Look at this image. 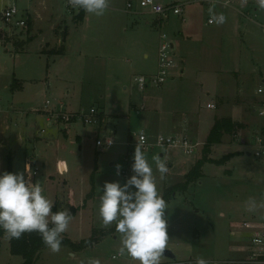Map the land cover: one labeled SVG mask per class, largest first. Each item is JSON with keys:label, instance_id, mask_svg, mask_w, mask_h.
Masks as SVG:
<instances>
[{"label": "rangeland", "instance_id": "374dc122", "mask_svg": "<svg viewBox=\"0 0 264 264\" xmlns=\"http://www.w3.org/2000/svg\"><path fill=\"white\" fill-rule=\"evenodd\" d=\"M11 1L21 12L30 11L34 25L28 33L18 30L15 37H9L1 32L0 24V37L7 40L0 41V107L6 121L4 138L10 146L4 152H10L13 173L25 172L26 166L32 182H41L43 194L55 206L53 212L65 208L71 214L75 212L67 229L69 238L74 241L85 238L86 232L79 229L81 224L98 227L91 236L93 245L85 249L91 255L90 261L74 260L67 254L73 251L61 247L56 253L49 248L43 251L38 264H91L92 261L138 264L127 254L113 259L119 254L120 234L114 224L109 228L101 226L99 198L105 182L123 185L133 175L131 165L140 135H146L153 144L159 135L173 134L171 128H165V118L172 106L171 101L165 100L167 84L144 92L132 79L156 73L160 35L168 34L174 43V34H179L177 27L188 29L193 35L183 49L176 45L172 51L176 60L182 51L188 53L185 77L198 76L209 89L222 87L230 95L227 98L216 95L215 111L205 110L212 119L204 126L203 141L213 117L218 114L216 110L225 104L221 105L220 100L244 104L245 128L237 131L236 136L225 135L224 141L232 145L219 147L216 160L204 165L206 176L167 202L166 250H171L177 261H197L199 257L208 263L251 264L247 250H241L240 255L232 251L234 244L246 240L240 233L232 235L231 226L241 228L244 221L264 225V206H261L264 205V159L245 154L227 163L233 157L227 154L240 149L239 142L250 143L264 126V118L254 112L264 105V94L257 92L260 85L264 86V7L259 0H157L165 5L177 3L185 11L180 16L171 14L164 18L162 28L157 25L160 17L142 9L140 0H109L102 16L86 13L82 21L76 18L79 9L70 7L68 0ZM130 2L134 5L132 9L127 7ZM248 2H258L257 10L247 7ZM240 11H248L250 16H241ZM65 30L68 44L63 49L69 55L62 57L51 51L61 47ZM21 42L25 44L21 46ZM104 46L112 55L123 53V63L103 57ZM145 54L150 57L145 58ZM176 65L178 70L184 66L178 61ZM14 78L22 88L10 90ZM184 89H189L186 82ZM180 96L189 98L188 92ZM187 105L192 107L190 102ZM94 108L99 115L105 113L104 122L100 118L88 126L80 120L66 123L57 118L59 113H86ZM193 115L184 116L177 111L174 117L186 119L188 132L180 128L174 131L186 133L191 140L201 143L193 158L197 163L204 155L206 142L195 136L197 119ZM105 135L115 141L109 150L96 145ZM247 148L253 151L251 145ZM141 149L153 168L161 196L168 188L185 183L182 171L175 174L168 171V177L161 179L153 158L158 156L166 161L168 169L173 161L170 153L186 167L193 160H185L179 151ZM4 161L0 174L7 171L8 163ZM123 170H127V175ZM250 199L256 202L251 211L247 203ZM101 230L108 232L104 234ZM2 244L0 264L23 263L21 257L10 254L8 237H4ZM165 261L163 257L161 263Z\"/></svg>", "mask_w": 264, "mask_h": 264}, {"label": "clouds", "instance_id": "9594fccd", "mask_svg": "<svg viewBox=\"0 0 264 264\" xmlns=\"http://www.w3.org/2000/svg\"><path fill=\"white\" fill-rule=\"evenodd\" d=\"M259 2L264 7V0ZM68 4L102 16L109 0H68ZM153 159L160 178L164 179L169 171L166 161L158 156ZM120 167L116 165L118 175ZM131 169L133 175L123 185L119 182L103 185L99 198L101 226L115 225L120 234V255L127 254L138 264H161L169 242L165 217L168 204L158 192L153 168L138 143ZM43 192L41 182H32L26 166L25 172L0 174V229L6 237L15 239L24 233L36 232L45 246L56 253L60 251L62 234L67 231L73 215L67 208L53 212L54 204ZM247 203L250 211L255 209L254 200ZM196 264H208V261L198 257Z\"/></svg>", "mask_w": 264, "mask_h": 264}, {"label": "crops", "instance_id": "0c3cea01", "mask_svg": "<svg viewBox=\"0 0 264 264\" xmlns=\"http://www.w3.org/2000/svg\"><path fill=\"white\" fill-rule=\"evenodd\" d=\"M258 4H259L258 2H251V3H249V5L247 7H251V9L253 11H256L257 10L256 7H257ZM30 5H31V7L33 6L32 2H31ZM225 6H229V4L226 3ZM78 12H80V9L78 10ZM28 14H29V17H30V25H29L28 32H30L32 26L34 25L33 24L34 19H33V15L30 13V11H28ZM240 14H241V16H244V17L250 16V15H248L249 14L248 11H247V13H245L244 11H240ZM162 20L163 19L160 18V20L157 21V23L159 22L157 25L160 28H162V26H163V21ZM148 24L149 25H153L152 22H149ZM209 24H212V23H209ZM177 29L179 30V34H176V35L174 34V39H175V41H173L174 43H172V39L170 37L171 43L173 44V49L175 48L176 45L179 48L183 49L184 43H189L192 40L191 38H192L193 35H192V32H190L188 29H183V28H180V27H177ZM63 33H64V35H63L64 38L62 40L61 47H63L64 44H68L67 40H66V39H68V32L65 30ZM177 35H179V36H177ZM0 41H4V39L0 37ZM4 42H7V40H5ZM186 54L188 55V53H183V51H182L181 56L178 57V60H176L179 63H181L182 66L184 65L185 67L183 66V67H181L178 70V69H176L177 68V65H176L175 69L171 73L170 81L165 86V98H166L165 100H168V103H170V101L172 102V106H169L170 107V111L168 112V117L165 118V128H171L172 129L173 134L171 136L186 134V133L175 132L174 130L177 129V128H180L183 131H187V125H186L187 123L185 122L186 119L181 117V118H178L176 120V118L174 117L175 113L177 111L183 112L184 116H185V113H189V114L194 113L193 116H194V118L197 119L196 120V126H197L196 129L197 130L195 132V136L199 140H201L202 142H206L207 141V138H208V136H209V134H210V132H211V130H212V128H213V126H214V124H215L217 119L232 118L234 122H237L240 125H242V128L238 129L237 131H240L243 128H245V126L243 125V123L245 124V122L242 120V112H244V110H243L244 109V104H241L239 102H233L231 104H228V103H230V100L229 101L220 100V104L221 105H223L224 103L225 104L222 106V108H220L219 110H216V111H218V114L213 117V120L211 121V124H210L209 131L207 132V135H206V140L203 141L204 126L206 124H208V122L212 119L211 118L212 116H210L209 112H207V111L211 112V111H215V109H216V108L215 109H208V108H206V105H208L209 102H211V104L215 105L216 104L215 103V101H216L215 100V96L216 95L220 96V97L224 96L226 98L230 97V95H227L228 93H227L226 89L222 88V87L220 89L216 88V90H215V88L212 89V90L209 89L203 83V81L200 80V77H198V76L197 77L194 76L193 78L185 77L184 69L187 66L186 62H185V59H187ZM68 55H69L68 53L64 52L60 56L67 57ZM102 55L105 58H112L115 62H122V59L124 58L123 57L124 54L121 53V52L118 53L117 55H115V54L112 55L110 53V51L107 50L106 46H104V49L102 51ZM149 57H150L149 54H145V58H149ZM236 73H238V72H236ZM13 81L14 82L12 84H9L11 86L10 90L11 89L14 90V89H17V88L18 89L22 88L20 83L17 82L18 80H16L14 78ZM185 82L189 86L188 90H186V89L182 90L183 86L185 85ZM260 88L264 89V86L260 85L258 87V90ZM258 90H257V92H258ZM144 92H146V91H144ZM185 92H188L189 98L186 99V97L183 96L184 99H181L182 96H180V94L182 93V95H183V93H185ZM189 102H190V104H192L191 108H189V106L187 105ZM146 108H147V106L143 107L144 110ZM151 110H155V109H151ZM205 110H207V111H205ZM227 110L229 111L230 114L227 112ZM257 110L258 109L254 110V112L255 111L257 112ZM2 113H3V107L1 106L0 107V119H1V122H0V170L3 171V168L5 166V161L4 160L6 159V161H7L6 157H10L11 158V156H10V152H6L7 148L10 147V146H9L8 142L4 138V135H6V128H5L6 121L4 120V118L2 116ZM104 114H103V117H102V121L103 122H104V117H105ZM262 130H264V126L260 128V131H262ZM237 134H238V132H237ZM186 135H188V134H186ZM227 136H232V135H227ZM224 140H225V138H223V142L221 144L215 145V146L212 147L211 154H210V158L211 159L216 160L215 154L217 153V150L219 149L220 146L227 145V144L228 145H232V143H226ZM249 145H250V143H243L242 144V143L239 142L238 146H239L240 149H237L233 153L230 152V153L227 154V155H229V154L233 155V157L227 163H229L234 158H241L245 154H247V157H252L253 155H251V152L249 151L250 149L247 148ZM5 149H6V151L4 152ZM174 151H176V150H174ZM179 152L182 154V156H184L183 158H185V160H187V161L188 160L189 161L190 160L194 161L193 158H196V153L193 154V155H186V154L182 153L181 151H179ZM170 155L172 156L171 159L173 160L172 163L171 162L169 163V165H170L169 172H171V174H173V173L175 174V172H177V171H182V172H184L183 174L186 176L190 172V170L194 167V165L196 164V162L194 161V162H191V164L186 167V164L180 158H178L174 153H170ZM227 155H225V156H227ZM162 156H164V155H162ZM34 161L36 162V164L38 163L37 160H34ZM42 164L46 165L44 163H42ZM226 164H224V165H226ZM6 168H7V165H6ZM203 169H204V167H203ZM166 176L168 177V173L166 174ZM204 176H206V175H205V173L203 171V177ZM199 182H197V183H199ZM193 184H196V183H193ZM42 188H43V186H42ZM166 188H168V186H165V189ZM176 197H177V195H175L174 198L171 201L175 200ZM244 223H250L251 227L248 228V229L244 228L243 227ZM243 224H242L241 228L240 227L237 228L238 225H235V227L231 226L232 235H236L237 233H240L241 234V238L246 240V242L234 244L233 248H232V251L234 253L240 255L241 253H243V251H241V250H243V249L247 250V252H248L247 259H249V251L248 250H249V247H250V241H251V237H252V234H253V229L254 228H259L260 225L258 223L249 222V221H244ZM90 225H91L90 223L87 226H86V224H81L80 227H79V229L82 230L81 233H85L86 232L84 234L85 238H90L92 236V234H94V231H96L95 229H98V227H93V226L91 227ZM65 233L69 237V234L67 233V231ZM81 235H83V234H81ZM85 238H81V239H78L76 241H74L71 238L70 239L73 242L77 243L80 240H83ZM2 246H3V244H2ZM67 254H68L69 257L73 258L74 260H78V261L88 262V261H90V258H91V255L89 253H87L85 249L81 250V251H76V252H74V251L73 252H68ZM212 262L215 263V264H218V262L210 261V263H212ZM248 262H250V261H248ZM172 263H173V261L167 259V261H165V263H161V264H172ZM231 263L235 264L233 261H231ZM250 263L253 264V262H250ZM255 264H259V263H255Z\"/></svg>", "mask_w": 264, "mask_h": 264}, {"label": "built area", "instance_id": "2783aa9c", "mask_svg": "<svg viewBox=\"0 0 264 264\" xmlns=\"http://www.w3.org/2000/svg\"><path fill=\"white\" fill-rule=\"evenodd\" d=\"M70 6V5H69ZM133 3H128L129 9L133 8ZM71 7V6H70ZM140 7L147 10L150 14L164 19L169 15L180 16L184 13L182 6L178 4L165 5L157 0H140ZM212 23V21H210ZM0 24L3 28L2 33L9 37H15L18 30H22L24 33L28 31L30 25L29 14L23 13L18 9V6L11 0H0ZM26 35V34H25ZM158 48V63L157 71L152 75H141L133 77V84H135L141 91H146L149 88L159 89L165 86L171 79V73L176 67V56L172 52L173 44L168 34H161L159 39ZM258 94H264V89L260 88ZM47 104H49L47 102ZM208 109H215L214 104H208ZM260 117L264 118V105L257 110ZM98 111L94 108L86 113H73L57 115L58 120L61 117L62 121L66 123H73L78 120L82 121L85 125H94L100 119ZM60 120V121H61ZM239 141V140H238ZM140 147L144 150H150L153 148H162L168 150L181 151L186 155H193L198 151L201 143L194 142L191 138L186 135H174L165 136L159 135L155 143L151 144L149 138L146 135H140L139 138ZM96 145L101 150H109L115 145L114 138L112 136L102 137L97 140ZM250 145L253 148L251 155L257 159H264V130L256 134L250 141ZM38 168L34 171V175L37 174ZM123 174L127 175V170L122 171ZM244 228H250V223H244ZM249 259L248 261L253 263L264 264V225L259 228L253 229V234L250 241L249 247ZM123 255L118 254L113 259H118ZM172 264H196V260L188 261H176ZM211 264V263H208Z\"/></svg>", "mask_w": 264, "mask_h": 264}, {"label": "trees", "instance_id": "16d2710c", "mask_svg": "<svg viewBox=\"0 0 264 264\" xmlns=\"http://www.w3.org/2000/svg\"><path fill=\"white\" fill-rule=\"evenodd\" d=\"M85 14L86 12L83 9H80V12L78 13L76 18L82 21L85 17ZM18 44L19 43H16V45ZM23 44L25 43H20L21 46ZM51 52L56 55H62L64 53V49L63 47H60L59 49L52 50ZM102 117L103 114L100 115L101 119ZM240 128H242V125L234 122L232 118L217 119L207 138L202 159L198 161L190 170V172L185 176V183L173 186L165 191L162 196L165 201H171L177 192H184L189 188L191 184L198 182L203 177L204 165L206 163H213V161H211L212 159L210 158L212 147L221 144L225 135L236 136L237 130ZM7 163V171L13 173V163L10 157H7ZM53 210H55V206L53 207ZM74 214L75 212L72 213L73 216ZM96 232L97 231H94V234ZM100 232L105 234L108 231L101 230ZM5 236L6 235L3 229H0V250ZM93 239V237H90L89 239H84L80 243H75L68 237L66 233H63L61 247H67V249L70 248L74 252L81 251L92 246L94 243ZM9 240L11 255L21 257L23 259L22 264H38L43 251L48 249V247H46L43 243L40 235L36 232L24 233L19 239L9 238Z\"/></svg>", "mask_w": 264, "mask_h": 264}, {"label": "water", "instance_id": "95a60500", "mask_svg": "<svg viewBox=\"0 0 264 264\" xmlns=\"http://www.w3.org/2000/svg\"><path fill=\"white\" fill-rule=\"evenodd\" d=\"M164 258L169 259V260H171L173 262L177 261L176 255L171 250H165Z\"/></svg>", "mask_w": 264, "mask_h": 264}]
</instances>
